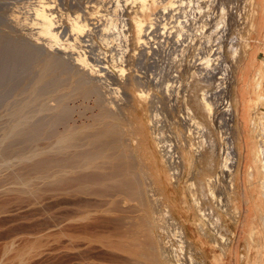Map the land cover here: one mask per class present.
I'll use <instances>...</instances> for the list:
<instances>
[{"label":"bare ground","instance_id":"1","mask_svg":"<svg viewBox=\"0 0 264 264\" xmlns=\"http://www.w3.org/2000/svg\"><path fill=\"white\" fill-rule=\"evenodd\" d=\"M76 1L75 3H77V6H80L79 3L81 2L79 1L78 3V1ZM113 1L114 0H112V2L110 0H99L97 1L98 4L96 3L97 5L95 7L92 6L97 10L91 12L87 10V6H84L85 9L82 7L83 9H81L83 10V13L80 15L77 14L72 20L70 19V31L68 33L69 37L65 39L66 42L64 41L66 44L62 43L63 41H60L61 43H59L58 38L60 39L59 36L64 31L62 27H60V24H57L55 16H53L52 13H47L49 9L47 6H45L46 3L42 1H38V8L35 10V14H33L35 15L37 24V27L35 26L34 29L37 30L36 32L34 31V34L30 33L29 35H26L23 33L17 34L16 32H14L13 29L17 26L16 24H20V22H17L19 21L17 19H15L16 22L13 20L15 24L12 21L13 25L15 26H12L13 29L11 31L6 32V30L0 28V199L5 198L6 196H11V199H7V202L0 203V240L2 241L0 245V258L6 257V254L13 252V256L20 260L21 257H23V255L27 253L26 248H13V242L15 243L14 239L17 238L18 240L20 239L23 242L25 241V243L32 240L33 243L39 241V243H43V241H45L46 243H48L49 247L51 244L52 247L50 248L46 249L44 247L46 251L45 249L42 250L43 253H50V251H56L57 249L58 252L60 250L64 251V248H66V251L68 250V252L72 253V255L75 256L73 258H78L77 262L73 261L76 262V264H103V262H107V257L104 255L106 252H104V250L107 249L109 250V252L107 251V254L110 253L111 255V258L109 257L110 261L113 260L115 264L116 262H119L117 264H120V262L124 264L126 263L125 260L129 258L133 259V261L129 260V262L127 260V264H131V262L132 264H186L185 262H187V260L185 261L184 259L185 252L187 251V249L190 252L191 247L193 246L192 242L191 240L187 239V232L185 233L184 228L180 226L181 224L179 225L178 223H176L169 210L164 209V214L163 211H158L157 214V211H154V209L151 207L154 205H156L155 207H157V204H154L153 201H150L149 198L151 189L149 192L148 181L150 180H146L148 175L140 166V161L138 162L139 157L137 158V153L134 151V148L136 146V137L130 130V125L128 126L126 124V119L122 113L123 111L121 109L120 103H118V99H116L118 97V86H120V83H123L125 81L124 79L126 74L124 73L125 70L123 66H121L122 61H120V59L117 60L116 54H118L119 58L120 55L124 54L111 53L110 64L108 66H103L101 57L103 53L101 52L106 53L107 50L100 47L95 48L94 46L96 45H83L94 36L99 37L102 35L100 39L103 40V38L106 37V30H109L111 37H113L115 33L118 36H122L121 38L125 37V35L121 31L116 32V30L114 29L118 24V22L116 23V20H118L119 18L117 19L118 15L116 17L114 16L115 14H113V11L115 10L113 8H117L116 6H119V4L116 5L115 3H117V1L115 0V3ZM132 1L138 4L140 14L138 12H135L129 18V20L134 28V32L136 35L135 38H137L138 43L145 46L148 41L147 31L150 27H152L153 23L151 21L152 19H150V17L152 16L151 12L157 1ZM110 7H113V11L110 10ZM101 9L104 10L106 14H103L104 12L100 13L99 10ZM118 9H116V12ZM120 10L121 9H119V11ZM109 11L110 13L112 11L113 15H110ZM128 12L130 11H127V13ZM147 12L148 15H146ZM120 16L121 14L119 15V17ZM145 16L149 17L147 21L144 18ZM121 21L124 24L120 25H122L121 27H124L126 22H124V19ZM120 25L118 27H120ZM9 28L6 29L9 30ZM33 35H37V37L35 36L36 38L34 37L33 39ZM68 38H70L73 43L68 42ZM86 38L88 39L86 40ZM80 44L84 47L82 53L79 52L81 55L79 54L74 56V52L70 53V51L67 49L72 45H75L76 47V45L79 46ZM64 46L66 47V49H64ZM80 47H77L78 50ZM79 51H81V48ZM142 58L143 56L141 57V59ZM206 58L205 61L204 59L201 60L204 61L202 65L204 64L208 68L207 64H205L207 60ZM145 66H149L148 63ZM151 66L152 65H150V67ZM205 66H199L198 69L205 68ZM160 73L162 74V72ZM161 74H158V76L162 77ZM158 76L154 79L152 77H149L147 83L153 84V87L154 85L156 87H158L159 85L161 86L159 87L160 89L157 90H155L156 88L154 87L156 95L154 97L152 96V99L155 98V100L160 103L159 100H164L165 98L170 97V95L168 96V94L171 93L169 91L171 90L170 88L172 87V82L170 83L171 78L168 79L170 77L169 76L165 78L162 83V80L159 81ZM133 79L135 86H137L136 88H138L137 94H144V91H142L143 89L140 90L138 86L139 84H142V76L136 75ZM261 80H264L263 68L256 72V75L254 77L253 82H255V90H257L259 82ZM197 84L198 82L196 83L195 87H193V89L191 88L192 90H190V92H192L190 97L192 103L194 101L195 103L193 104L197 105L198 109H200L201 111L203 110V113L205 111L207 119L209 118V116H211L210 107L212 106L211 103H209L210 101H208V98L204 91V94H201L200 102L198 101V93L196 94V92H198L197 90L198 88L200 89V86ZM110 85H116L117 87L112 88L110 87ZM178 88L180 89L181 87ZM201 89L203 90L204 88ZM110 91H112L111 93L115 94L114 97L112 96L113 98H109L107 96V94H110ZM125 95L126 94H124V98L126 97ZM252 99L255 106H257L258 94L256 93L253 98H250L247 101L248 107H250ZM155 103L153 104L155 106L154 108H156L157 105H155ZM159 109L161 110V108ZM152 112H155V110ZM226 113H228V111ZM189 114L191 113L189 112ZM189 114H187L188 118L190 116ZM229 114L232 115L231 113ZM230 115L227 114L228 117ZM155 117H157V115ZM244 119L246 120L245 122L247 125L248 113L247 117L246 115L244 116ZM155 120V118L154 120L151 119V121L154 123L156 122ZM192 120L193 118L185 119V122L188 123L189 121H191V123H194L195 121L193 122ZM257 120V124L262 129L263 117L261 116ZM154 123H152V126H156L158 124L155 123L156 125H153ZM194 125L196 126V124ZM190 126L191 125H189V127ZM198 126L197 128H195L197 129L196 134H198V136H196V134L194 135L193 133V136L195 138H199L197 142L194 140L197 143V146L194 145V149L190 148L192 146V143L188 141L191 138H186L188 139V144H191L189 147H186L187 151H185V153H187V156H189L192 152L196 156V158L205 157V159L207 160L206 167L212 168V160L215 155L213 151L215 150V142H213L214 140H211L212 136H210L209 134H202L205 132L203 131L204 128H201L203 127V123H198ZM155 139L157 141L155 143L158 145V148H160V153H163V157H165L166 161H168L170 169L174 168L171 167L172 165H179V167H181L180 171H182L183 161L181 156H175V153L171 151V148L168 145H162V136L160 134H158V136L156 134ZM191 140L193 141V138ZM181 144L180 146L183 147V144L185 143H183L182 145ZM185 146H187V144ZM227 149L228 148H224V152H226ZM248 151L251 157L249 163H257L253 159V156L256 155L257 157H260V153L262 152H260L257 147L251 146L250 143L248 146ZM235 157L236 156H234V160L232 162H229L227 154L226 159H224L225 161L223 160L222 162V167L218 170L219 174L216 175V179H213L211 177L214 182L216 180L215 183H217V178L219 176H222L223 178L227 177L225 178L226 180L224 179L227 191L225 193H233L234 190L231 173H234L232 167L235 168L236 164L238 163V160L235 159ZM175 168L174 170H172L175 171ZM210 172L213 173L212 170ZM173 174L174 176H176L174 172ZM204 174L206 175V173ZM222 177L221 179H223ZM212 179H207V183H205V181L204 183L206 184V193H209L210 196L214 198V196L216 195V186L213 185L214 183ZM202 186L203 185L200 184V190H202V188L204 189V186ZM212 186H215L214 189ZM219 187L221 189L222 185H219ZM218 188L216 189L218 190ZM220 189L219 192H221ZM222 192H224L223 189ZM192 193L194 194V192ZM221 195L219 196V199H217V201L219 200L218 203L221 202ZM193 196H195V194ZM88 197L94 198V202H92V204L90 202L89 204H98V206L94 205V207H92L91 205H89V199L87 200ZM224 197L225 201L222 202L225 203L229 198L227 195H225ZM95 199L97 200V202L99 199L101 201L105 200L106 204H104L105 202L96 203ZM99 204L100 206L102 204L104 206H107H102L106 209H104L103 211V208L101 207V209L96 211L95 207L99 208ZM223 204H218V206H225V204ZM88 205L89 207H92L94 213L97 212L96 214L99 213L98 211L102 210L103 213L107 214V217H109V214L111 213H115L117 215V212L121 213V215L118 214L120 215L119 217L115 215L117 219L115 217L111 218L112 215L114 216V214L110 215L109 218H111L112 221L114 219L116 220V222H113L114 225L112 226V229H109L110 227H107L106 230V227H104L106 224H104L103 226V222H100L102 224L101 227H103L106 231L103 230V233L99 232V234H97L98 231H96V226L94 225L96 230L92 228L93 225L91 223L94 224L95 222L90 221L93 215L91 217L92 209L90 208L89 211ZM21 212H26L29 216H26L27 218H25V216L21 218V222L25 221L26 223H24L25 226L23 225V223H20L22 224L21 226H23V229L19 232L16 231V228L19 227L20 224L19 226L16 225L15 228L12 225L13 223H11L13 228L16 229V232L13 231L14 229H10L13 234L12 235L9 230L10 226H6V220L8 219H6V217H10L11 215L16 216V214L18 215V213ZM101 215H103L102 212ZM19 216L21 215L19 214ZM94 217L92 218V220L96 219H94ZM103 217H105V215H103ZM23 218H25V220ZM98 218L96 219V221L98 220ZM100 218L102 217L100 216ZM103 221L105 223L107 222L106 219H104ZM7 222H9V219ZM12 222L14 221L12 220ZM6 227L8 228V232L12 235L11 239L7 238V240H9L7 242L6 235L8 234L9 236L10 234L6 232ZM91 228L95 232H92L93 230L91 231ZM155 231L156 236L155 238H152ZM254 231L255 230L252 229L251 232L253 233L249 234L250 240H252L254 234H256V231ZM201 232L203 233V230ZM62 237L66 240H64ZM114 237H116V239ZM113 238L115 239V241L118 238V245L117 243L114 244L115 241H112ZM140 238H142L143 240H141ZM220 238H222V236H220ZM60 239L64 240L65 242H61ZM50 240L55 244V246L53 245V243H50ZM129 240L133 242L130 243L128 242ZM138 240L142 243L138 242ZM119 241L122 243L119 244ZM93 242L95 246L98 243L97 245H100L101 247L99 248L96 246L95 248L93 244L91 246V243ZM123 242L125 245H127L122 246ZM134 242H136V245L138 246H135ZM62 243L64 244V247L62 246ZM130 244H134L132 245V247L135 248L131 247V249H129L131 246ZM36 245H38V243ZM140 245L142 247L145 246V250H140L142 249ZM88 247L90 249L87 252ZM91 247H94L96 249V253L97 251H99V249L101 250V248L105 247L106 249H102V252L100 251L101 255H98L90 251L92 249ZM132 249H135L136 251L138 249L140 250V252H136L135 250L133 251ZM89 252L92 253V256L96 254L95 256H101V258L102 256H105L106 259L103 258L105 261L102 262L100 261L102 259L97 258L98 262H96V257L93 256L95 258L92 259V256H90V258L92 259L91 260L90 258H88L90 254ZM85 254H88V257ZM187 258L193 260L191 257H186V259ZM113 262L111 264H113ZM193 263L196 264L195 262ZM197 264L200 263L197 262ZM201 264L206 263L202 262Z\"/></svg>","mask_w":264,"mask_h":264},{"label":"rangeland","instance_id":"2","mask_svg":"<svg viewBox=\"0 0 264 264\" xmlns=\"http://www.w3.org/2000/svg\"><path fill=\"white\" fill-rule=\"evenodd\" d=\"M38 1H42V2L46 3L45 6H47L49 9L47 11V13H52L53 16H55V20H56L57 24H60V27H62V29L64 31L62 34H60V36H59L60 39L58 38V41H59V43H61L63 41L62 43L66 44L65 39L67 37H69L68 33L70 31V29H69L70 19L72 20L77 14H79V15L82 14L83 13L82 9L84 8V6H87L88 7L87 10H89L90 12L97 10L94 7L98 4L97 1H99V0H77L78 3H79V1L81 2V3H79L80 6H77V3H75L76 0H63V1L62 0H0V28L6 30V32L11 31L13 29L12 26L13 27L15 26V25H13V23L15 24V22H16L15 19H17V20H19L17 22L18 23L20 22V24L19 25L16 24L17 26L14 27V29H13L14 32H16L17 34L23 33L26 35H29L30 33L34 34V31L36 32V30H37V29L34 30L35 26L37 27V24H36V20H35V15H33V14H35V10L38 8L37 7ZM68 1L69 2L71 1V2L69 3ZM107 1H109V0H107ZM110 1L112 2V0H110ZM116 1H117V3H115V2L114 3L116 5L119 4V6H116L117 8L110 7L111 8L110 10H112V11H113V9L115 10V11H113V14H115L114 16L116 17L118 15L117 19L119 18L118 20H116V23L118 22V24H117L116 28H114V29L116 30V32L121 31L125 35V37L121 38L122 36L116 35L115 32L114 33L116 36L114 35L115 37L114 36L111 37L109 30L108 31L106 30L107 31V32L105 31L106 37H104L103 40L100 39L102 35L99 37L97 36L98 38L96 36H94L92 39L87 41L88 43L85 42L83 45H85V44L86 45L87 44L93 45V46L96 45V46H94L95 48L100 47V48L107 50L106 53L101 52V53H103L101 56L103 66H108L110 64L111 53L124 54V55H120V58H119L118 54H116L117 60L120 59V61H122L121 66H123V68L125 70L124 73H126L125 79H124L125 81L123 83H120L119 84L120 86H118L119 87L118 97L116 99H118V103H120L121 109L123 111L122 113L126 119V124L128 126L130 125L129 128L134 133V136L136 137V146L134 148L135 149L134 151L137 153V154L135 153L137 155V158L139 157L138 162L140 161L139 162L140 166L145 170V172L148 175L146 180H150V181H148L149 192H150V189L152 192V194H151V192L149 193L150 201L152 200L154 204H157L158 208L159 207H161V208H159V210H158V208L155 207L156 205L151 206V207L154 209V211H157V214H158V211L162 212L164 209L169 210V212L171 213V215H172L173 219L176 221V223H178L179 225L181 224L180 226L184 228L185 233L187 232L186 237L188 236L187 239L191 240L193 246L191 247L190 252L188 249L185 252L184 259H185V261L187 260V262H185L186 264H190V263L192 264L193 262H195L196 264H197V262L200 264L202 262H205L206 264H228L229 262H228V260H224V256L228 252V247L231 245L232 240L235 239V234H234L232 228L236 227V225L238 224V222L240 220V210H239V206H238L237 201H236L238 168L240 167V161L243 158L244 153L246 151L248 152V156H250L249 151H248L249 143L251 146L257 147L260 150V152H262V153H260V155H261L260 157H257L256 155L253 156V159L257 163H255V164L249 163L250 165L248 164V166H247V169H248L247 183L249 184L251 192L256 193L255 196H252V204H255V203L259 204V203L264 201V180H263L264 179V131H263L264 130V94H263V97L261 96V93L264 92V84H263L264 80H261L259 82V86H258L257 90H255V82H253L255 75L254 76L251 75L252 77L247 75L248 66H245L243 68L244 74L241 76L240 81H239L240 82L239 86L237 83V74H238V70L240 69V64H241L242 60L246 57L248 50L250 49V47L253 45V43L255 41L256 27H257L256 26L257 14H260L261 18H262V19L260 18L261 21H258L259 25L261 24V22L264 18V6H262V5L260 6L258 3H256V0H212V2H208L207 0L203 1V2H198V1L194 2L195 0H191L192 2H190L189 4L184 3L182 5V7H183V9H182L183 19H185V22L188 25L187 33L189 34L186 46H189V48L191 47L192 52L190 51V49H188L187 51H184L185 66L181 69L180 80L177 81L175 78L172 79V76H170V77L168 76L169 77L168 79L171 78V80H172V81H170V83L172 82L171 83L172 87L170 88L171 90L169 91L171 93L168 94V96L170 95V97L165 98L164 100L163 99L159 100L160 101V103H159L157 100H155V98L152 99V96L154 97L156 95L155 90L160 89L159 87H161V86L159 85L158 87H156L154 85V87L156 88L155 89L153 87V84L147 83V80L149 79V77H152L153 79L157 78L158 74H161L160 72H162L161 71L162 69H160V70L159 69H157V70L156 69H149V68H147V67H150L149 64H148L149 66H147V67L145 66L148 63V57H146V55L149 53V51L145 50L143 45H140L138 43L137 38H135L136 35L134 32V28L131 25L130 20H129V18L135 12L139 13L138 4L134 3L132 0H116ZM156 1H157L156 5L152 9V12H151L152 16L150 17V19L154 20L155 18L160 17L159 21L162 23L161 12H162V7L164 6V0H159V1L156 0ZM181 1L186 2L189 0H181ZM165 2H166V5L170 4L169 0H165ZM69 6H70V8H69ZM90 6L91 7L94 6V7H92L93 9ZM118 7L121 10L123 9L122 10L123 13L121 12V10L119 11ZM102 9H104V8H102ZM102 9L99 10V12L100 13L104 12L103 14H106V12ZM116 9H118L117 12H116ZM193 9H195V10H193ZM112 11H111V13L109 11L110 15H113ZM127 11H130V12L127 13ZM120 14H121V16L119 17ZM146 15H148V12L146 13ZM193 15L199 16V18L196 22L197 23L196 28H194V25L191 27V23L194 22V20L192 19ZM32 16H34V17H32ZM10 17H11V20H10ZM5 18L7 19V21ZM144 18L146 21H147V19H149L148 16H145ZM123 19H124V22H126L125 26H124L125 28L121 27L124 24L121 21ZM12 21H13V23H12ZM6 22L9 24H7ZM120 24H122V25H120ZM119 25L121 28L118 27ZM6 28H9V30ZM64 28H65V30H64ZM108 32H109L110 37L108 36ZM35 36L37 37V35H33V39ZM107 36H108V38H107ZM117 36H118V38H117ZM112 38H114V39H112ZM127 38H128V40H127ZM143 38H145V37H143ZM87 39L88 38H86V40ZM115 39H117V40H115ZM68 42L73 43L70 38H68ZM83 45H81V44L79 46L76 45V47H75V45H72L67 49L70 51V53L74 52L73 55L75 56V55H79L80 54L79 52L82 53V51L84 50ZM77 47H80L81 51H79L80 48L78 50ZM196 48L198 49L197 50L198 53L197 52L195 53ZM64 49H66L65 46H64ZM115 49H116V51H115ZM203 49L204 50L207 49V51L204 52L203 56H202ZM108 50H110V51H108ZM137 54H139V55H137ZM196 54H198V55H196ZM142 56H143V58L141 59ZM197 56H199L198 58H200L201 62L196 59ZM208 57L210 59H208ZM205 58L207 59L205 64H207L208 68L204 64L202 65V63L205 61ZM201 59H204V61ZM186 60H188L187 64H186ZM191 60L193 61L192 66H190V64H189V63H191L190 62ZM145 61H147V62H145ZM196 62H198V63L195 65ZM199 64H201L203 67L205 66V68H200L201 70L198 69L199 66L202 67ZM209 65H210V67H209ZM260 69H262V68H254V71L256 70L258 72ZM263 69H264V66H263ZM136 71H138V72H136ZM254 71H253V73H254ZM134 73H135V75H134ZM136 75L142 76V80H141L142 84H139V85L137 84L139 86V89L140 90L143 89L142 91H144V94H142V95L137 94L138 88H136L137 86H135V84L133 82L134 81L133 78ZM158 77H159V81H161L162 77H160V76H158ZM204 77H206V78H204ZM197 82H198L197 85L200 86V89L198 88V90H197L198 92H196V94L198 93L197 94L198 101L200 102L201 94H204V92H205L206 96L208 98V101H210L209 103H211V106H212V107H210L211 116H209V118H207V119H206L207 116L205 115V111L203 113V110L201 111L200 109H198L197 105L193 104L195 102L193 101V103H192V100L190 97L191 92H192V91L190 92V90H192L193 87H195ZM160 84H161V82H160ZM193 84H194V86H193ZM185 86H187V87H185ZM110 87L116 88L117 86L116 85H110ZM178 87H181V88L179 89ZM238 87H239L240 95H241L240 101L237 100ZM201 88H204V89L202 90ZM111 92L112 91L109 92L111 95L107 94V96L109 98H113L115 96V94H113ZM248 93H249V96L247 95ZM256 93L258 95H260V100H257V103H258L257 106H255L254 101L252 99L251 105H250V107H248L247 106L248 102L244 101L243 98H245L246 96L249 98H253L256 95ZM124 94H126L125 98H124ZM122 96H123V99H122ZM162 96H163V94H162ZM125 99H126V101H125ZM151 100L154 102H152ZM155 101H156V103H155ZM219 101L220 102L222 101V102L220 103ZM154 103H155V105L156 104L157 105L159 104V105L158 106L156 105V108H154L155 107L153 105ZM239 103H240V108H239ZM184 104H186V105H184ZM152 106H153V108H152ZM247 107H248V109H247ZM159 108H161V110ZM185 108H187V109H185ZM156 109H158V110H156ZM228 109H230V110H228ZM242 109L245 110L246 113L248 112V123H247V125L243 121V118H242ZM154 110L157 114L155 112H152ZM227 111H228V113H226ZM189 112L191 114H189ZM152 113L154 114V117H153ZM223 113H225V114H223ZM229 113H231L232 115H230ZM155 114L157 115L158 118L155 117L156 116ZM187 114L190 115L189 116L190 119L193 118L192 121L193 122L195 121L194 123H191V121L188 122L189 124L187 122H185V119H189L187 117L188 116ZM227 114L230 116L228 117ZM150 116H152V117H150ZM192 116H194V117H192ZM233 116H235V117H233ZM261 116L263 117V123H262V129L263 130L257 124V121H258L257 119ZM225 117H227V118H225ZM154 118L156 119L155 120L156 122L158 121L157 122L158 124L155 122L157 125L151 121V119L154 120ZM157 119H159V120H157ZM152 123H154L153 125H156V126H152ZM198 123H200V124L203 123V127H201V128L202 129L204 128L203 131L209 132V133L204 132L202 134H204V135L209 134L210 136H212L211 140L212 141L214 140L213 142H215L214 143L215 144L214 149L217 151L213 150L215 155L213 158L214 161L212 160V165H211L212 168L206 167L207 160L205 159V157L204 158H196V156L191 152L189 155L191 157L190 158L189 156H187V153H185V151H187L186 147H189L191 143H192L191 144L192 146L190 148L194 149L195 146H197L196 142L199 140V138L196 137V138H198V139H196L193 136V133H194V135L197 133L196 132L197 129H195V128H197ZM150 124L155 130L150 126ZM194 124H196V126ZM189 125H191V126L189 127ZM198 127H200V126H198ZM156 134H157V136H158V134H160L162 136V142H163L162 145L163 144L168 145L171 148V151L173 153H175V156H177V155L181 156L182 161H183L182 171H180L181 167H179V165H175V166L172 165L171 166L174 168L176 167L175 171H173L174 168H172L173 170L170 169L168 161H166L165 157H163V155H162L163 153H160V148H158V145L155 143V142H157L155 139ZM196 136H198V134H196ZM186 138H189V139L193 138V141L191 139L188 141V139H186ZM185 141L186 142L188 141L191 143L188 144V142L186 143ZM259 141H260V143H259ZM181 142H182V144L185 143V144H183L184 145L183 147L180 146ZM169 143H171V144H169ZM186 144H187V146H185ZM260 147H261V149H260ZM224 148L225 149L228 148L227 149L228 151L226 150V152L228 154L229 162H232L234 160V156H236L235 159L238 160V163L236 164L235 168L232 167L234 173H231L232 174V182L234 184L233 193H225V192H227L226 191V185H225L226 184L225 178H227V177L223 178L221 176L223 178V179H221V177L219 176L217 178V183H215L216 180H215V182L213 180V179H216L215 178L216 175L219 174L218 170L222 167L221 165L223 164L222 163L223 160L226 159L227 154H226V152H224L225 151V150H223ZM223 155H225V156H223ZM192 158H194V159H192ZM174 164H177V163H174ZM168 168L170 169V171ZM210 169L213 171V173L210 172L211 171ZM201 171H202V173H201ZM173 172L175 173L176 176H174ZM204 173H206L207 176ZM207 179H212V181L214 183L213 185H215L216 188H218L219 185H222L221 189H220V187L218 188V190L215 188V191H216L215 194L216 195L214 196V198H212L209 193H206L207 190L205 189V186H206L205 183H207ZM261 180H262V182H261ZM204 181H205V183H204ZM199 182H200V184H202L204 186V189L202 188V190H200ZM191 184H192V186H191ZM194 184L197 186H195ZM260 185H261V187H260ZM215 186H212L213 189ZM198 188L200 191L198 190ZM219 189L221 192H219ZM222 189L224 192H222ZM192 192H194L195 196H193L194 194ZM218 194H220V195L222 194L221 195L222 197H220L221 198L220 203H218L219 200L217 201V199H219V196H220ZM224 194L227 195L229 198L228 201L225 203L222 202V201H225V197H224L225 195ZM152 195H153V197H152ZM6 197L0 199V203H5V202H7V199L8 200L11 199V196H6ZM194 197L197 199H195ZM153 198H154V200H153ZM2 200H4V201H2ZM87 200H88V204L90 202H91V204H92V202H94L93 197L92 198L88 197ZM102 201L99 199L98 202L96 200V203H104L105 202L104 204H106L105 200L103 202ZM157 202L159 203V205ZM223 203L225 204V206H220ZM91 204H89V205H91ZM218 204H220V205L218 206ZM89 205H88L89 211H90V208L92 209V207H94V205L98 206V204L91 205L92 207H89ZM99 206H100V204H99ZM102 206L107 207V206H104L102 204L99 208L95 207L96 208L95 210L97 211V210L101 209ZM207 207H209V208H207ZM104 209H106V208H103L102 210L104 211ZM210 209L212 210L213 213L211 212ZM102 210L98 211L99 212L98 214H96L97 212L94 213L93 209L91 211L92 212L91 217H92V215H93V217L95 216L94 219L95 218L97 219L99 217L97 220L98 225H97L96 219L92 220L93 217L90 219L91 222H93V221L95 222L94 224L93 223H91V224L93 225L92 228H94V230L97 229L96 230V231H98V233L96 232L97 234H99V232L101 233L104 230V228L101 227L102 222H103V226H104V224H106L104 226V227H106L105 228L106 230H107V227H110L109 229H112V226L114 225L113 222H116V220L114 219L112 221L111 218L115 217L117 219L116 216L119 217L121 215V213H118V212H117V215L115 213H111V214H114V216L112 215V217L109 218L111 214L108 213L109 217H107V214L103 213ZM224 210H226V211H224ZM101 212L103 215H105V217H103V215H101ZM225 212H227V213H225ZM21 213H18V215L16 214V216L11 215L10 217H6V219L8 218L9 222H10V223L7 222L8 219L6 220V226L7 227L10 226L9 230L12 228L11 230L14 229L13 231H15L17 229L16 231L19 232L23 229V226H21L22 224H20V223H23V225L25 226L24 223H26V222L25 221L21 222L22 221L21 218L23 216H25V218H27L29 215H27L28 213H26V212H21ZM164 213L165 212L163 211V214ZM19 214L21 216H19ZM118 214H120V215H118ZM100 216L102 218H100ZM12 217H14V218H12ZM25 218H23V219L25 220ZM216 218H217V220H216ZM99 219H102V220H99ZM104 219H106V221H107L106 223L103 221ZM261 219H262V221H264V215L263 214H261ZM12 220L14 222H12ZM90 221H89V224H90ZM207 221H209V222H207ZM11 223H13L12 225L15 228H16V225L19 226V224H20L21 228L19 226L15 229V228H13ZM94 225L96 226V229H95ZM7 227H6V230L8 229ZM210 227H211V229H210ZM92 228H91V231L93 230ZM99 228H100V230H99ZM11 230H10V232H11ZM94 230L92 232H95ZM106 230H104V231H106ZM202 230H203V233L201 232ZM251 230H250V232H251ZM6 232H8V230ZM15 232H13V233H15ZM250 232H249V234L253 233V232H251V233ZM11 234H12V232H11ZM11 234L9 236H8V234L6 235L7 236L6 242L9 241V240H7V238L11 239V237L13 235V234L12 235ZM155 236H156V231L154 232L152 238L153 237L155 238ZM218 236H219V238H220V236H222V238L219 239ZM114 238L116 239V237H114ZM114 238L112 239L113 242L115 241ZM140 239L143 240L142 238H140ZM16 240H18V239L17 238L14 239L15 243L13 242V248L14 247L16 249L26 248L27 253L25 255H23V257H21L20 260H18L17 258H15L13 256V252H11L12 254L8 253V254H6V257L0 258V264L1 263L2 264H76V262L78 261V258L77 259L73 258L75 256L72 255V253L68 252V250L66 251V248H64L65 252L60 250V248H59V250H60L59 252L57 251L58 250L57 249L56 251H52L53 253L51 251H50V253H48V252L43 253L42 250H44L45 248L47 249V248L52 247V245L50 243H53V242L51 240H50L51 242L49 241L50 247L48 246V243H46L45 241H43V243L42 242L39 243L40 241L33 243L32 240L30 239L31 241L25 243V241L23 242L20 239H19L20 241L19 240L16 241ZM64 240H66V239H64ZM64 240L60 239V241L61 242L63 241V243L65 242ZM117 240H118V238H117ZM117 240L114 242V244L117 243V245H118ZM139 240H138V242L142 243ZM104 242H106V241H104ZM128 242L132 243L133 241L129 240ZM214 242H215V244H214ZM221 242H225V243H221ZM1 243H2V241L0 240V245H1ZM37 243H38V245H36ZM120 243H122V242L119 241V244ZM134 243H135V246H138V245H136V242H134ZM41 244H43V245H41ZM92 244H93V246H95L94 242L91 243V246H92ZM97 244H96V246L100 248L101 246L100 245L98 246ZM123 244H124V242H123ZM123 244H122V246L127 245V244L126 245L125 244L123 245ZM53 245L55 246L54 243H53ZM130 245H131L130 248L128 247L129 249H131L132 245H134V244H130ZM54 246H53V248H54ZM62 246L64 247V244ZM96 246H95V248H96ZM89 247H90V245H89ZM89 247L87 249V252L90 249ZM91 248L92 249L90 251L92 253H96V249L94 247H91ZM104 248H101V250ZM132 248H135V247H132ZM145 248L146 247L144 246L140 250H145ZM192 248H193L194 252L192 251ZM46 249H45V251H46ZM101 250L99 249V251H97L96 254L101 255V252H102ZM140 250L137 249V251H139V252H140ZM107 251L109 252L108 249L104 250V252H105L104 255L107 257V259L105 258V256H102V258H101V256L100 257L95 256L96 254L93 255L96 257L95 258L92 256L91 252H89L90 253L89 257H88V254H85V255L88 258H90V256H92V259L95 258V261L97 258L102 259V260H100L102 262L105 261L104 259H106L107 262L105 261V263L103 262V264H106V263L111 264L113 262V260L110 261L111 255H110V253L107 254ZM36 252L37 253L39 252V253L37 254ZM57 252H58V254H57ZM60 252H61V254H60ZM62 252H64V253H62ZM136 252H133V253H136ZM41 253H43V254H41ZM53 254H54V256H53ZM63 254H65V255H63ZM186 257H191L194 261L190 260V258L186 259ZM98 259L96 262H98ZM108 260H109V262H108ZM127 260L133 261V259H130V258ZM127 260H125L126 263H124V264L128 263ZM73 261H76V262H73ZM188 261H189V263H188ZM117 263H119V262H116V264ZM113 264H115V262H113ZM120 264H123V263L120 262ZM131 264H132V262H131Z\"/></svg>","mask_w":264,"mask_h":264},{"label":"crops","instance_id":"3","mask_svg":"<svg viewBox=\"0 0 264 264\" xmlns=\"http://www.w3.org/2000/svg\"><path fill=\"white\" fill-rule=\"evenodd\" d=\"M256 3L264 6V0H256ZM260 18L261 15L257 14L255 41L240 64V69L237 74L238 86L240 84V78L244 74L243 68L245 66H248L247 75L249 76L256 75L257 71H254V68H263L264 66V18L259 25L258 21H261ZM263 94L264 92L261 93L262 97ZM247 95L249 96V93ZM240 97L238 87V101H240ZM243 99L244 101H248L250 98L246 96ZM258 100H260V95H258ZM247 113L242 109L244 122L246 121L244 116L246 115L247 117ZM250 159L251 157L248 156V152L246 151L238 168L236 201L240 210V220L236 227L232 228L235 239L232 240L231 245L228 247V252L224 256V260H228V264H264V221L261 219V214L264 215V201L259 204H252V196H255L256 193L251 192L249 184L247 183V166ZM251 229L256 231L252 240L249 237Z\"/></svg>","mask_w":264,"mask_h":264},{"label":"built area","instance_id":"4","mask_svg":"<svg viewBox=\"0 0 264 264\" xmlns=\"http://www.w3.org/2000/svg\"><path fill=\"white\" fill-rule=\"evenodd\" d=\"M196 2H203L206 0H195ZM212 2V0H207ZM170 4L166 5L164 0V6L162 7L161 20L155 18L152 20V27L148 29V41L147 44L143 47L145 50H148L149 53L146 55L148 57V64L152 67H147L149 69H162V82L168 76H172L177 81L180 80L181 69L185 66V55L184 51L192 48L186 46L188 33H187V23L183 19L182 5L185 2L181 0H169ZM191 0L186 3H190ZM199 16L193 15L194 22L191 23V27L194 25V28L197 27V20ZM190 27V28H191ZM192 46V45H191ZM144 50V49H143ZM195 49V53L197 52ZM207 49H203V52H206ZM199 56L196 57L200 61ZM209 58V57H208ZM210 59V58H209ZM188 60H186L187 64ZM190 66L193 65V61H190ZM198 63V62H197ZM196 63V64H197ZM195 64V65H196ZM174 79V80H175ZM172 81V80H171Z\"/></svg>","mask_w":264,"mask_h":264}]
</instances>
